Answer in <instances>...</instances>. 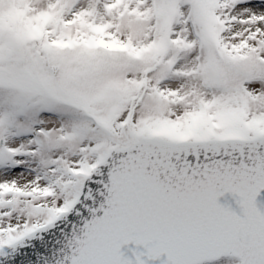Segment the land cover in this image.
Instances as JSON below:
<instances>
[{
	"label": "snow or ice",
	"instance_id": "snow-or-ice-1",
	"mask_svg": "<svg viewBox=\"0 0 264 264\" xmlns=\"http://www.w3.org/2000/svg\"><path fill=\"white\" fill-rule=\"evenodd\" d=\"M0 264H264V0H0Z\"/></svg>",
	"mask_w": 264,
	"mask_h": 264
}]
</instances>
